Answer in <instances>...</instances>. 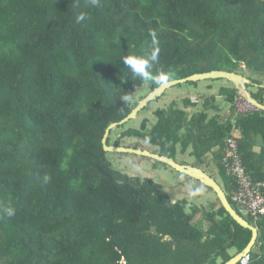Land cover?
Returning <instances> with one entry per match:
<instances>
[{"label": "trees", "instance_id": "1", "mask_svg": "<svg viewBox=\"0 0 264 264\" xmlns=\"http://www.w3.org/2000/svg\"><path fill=\"white\" fill-rule=\"evenodd\" d=\"M81 12L85 21L77 23ZM152 33L154 76L214 69L264 75V0H100L98 7L0 0V264H223L235 255L228 246L238 253L250 242L252 230L218 198L212 211L174 201L156 181L133 179L108 160L107 128L160 86L131 77L123 63L124 55L152 51ZM249 78V88L264 90ZM226 81L219 96L229 108L216 94L188 95L183 106L174 99L158 109L153 129L145 120L119 138L142 139L169 158L179 147L202 163L213 154L232 202L238 184L223 163L226 139L240 128L247 172L264 181V110L237 111L240 94ZM252 94L264 103L263 94ZM9 207L14 216L6 215ZM199 212L204 229L193 223ZM253 224L258 240L238 264H264V216Z\"/></svg>", "mask_w": 264, "mask_h": 264}, {"label": "rangeland", "instance_id": "2", "mask_svg": "<svg viewBox=\"0 0 264 264\" xmlns=\"http://www.w3.org/2000/svg\"><path fill=\"white\" fill-rule=\"evenodd\" d=\"M244 74H246L248 77L257 79L259 82H263L261 84H264V75L253 74L249 70H245ZM220 82L229 84L226 80H222ZM210 83H213L215 85L218 83V81H200L197 87L188 84L185 85L183 83L184 86L182 87L177 85L172 88H169V90L164 94L163 97L151 102L149 106H147L143 111H141L137 119L131 120L125 125H122L121 129H117L118 127L115 128V130L113 129L114 134L112 133L113 136H111L110 138L111 144L115 145L116 141L120 140V146L122 147H134L138 149L149 150L152 153H160V147H155L142 139H138L136 137L132 138L128 136H123L120 139L119 137L127 131L135 130V132H138L141 129L142 124L145 120L148 121L147 129H153L154 125L157 123V117L155 116V112L158 109H162L168 106L169 103L174 99H178V102H181L180 104L183 106L184 103L180 99L185 98L188 95L192 97H195V95L198 96V92L207 89V86ZM249 90L256 94L259 93L261 96L262 94L264 95V90H260L259 87L253 84L250 86ZM204 92H206V97L211 96L209 90H204ZM146 95H148L147 89L141 90L138 95L140 96L138 100L141 99L142 96ZM217 102L218 104L224 103L225 108L229 106L228 102L225 100L224 97L219 96L217 98ZM189 109L192 110L193 108ZM259 149L260 148L257 147V150ZM186 154H191V148H189L185 152L182 150V147H179L178 152L176 154V159L182 163L199 165L195 157ZM107 157L108 160L111 162L112 166L115 168V170L120 171L124 175H127L133 179H141L140 181L145 178H151L152 180L160 183L163 192L170 199L172 198V200L188 198L190 201V206H198L200 208H203L204 211H212L214 208L212 204L217 200V194L215 191L210 190L209 187H206L204 184L199 183L197 180L190 178L186 174H181L172 167L164 166L159 161L150 158L128 153L108 152ZM204 161L205 164H202L204 169L213 174L223 185V187H225L221 172L218 168L217 161L215 160L214 155H206L204 157ZM203 213H198L193 222L200 229H204L205 227V217ZM250 221L251 223H254L252 218H250ZM228 248V251L231 255L237 253V249L235 247L230 248V246H228ZM245 261H247V259Z\"/></svg>", "mask_w": 264, "mask_h": 264}, {"label": "water", "instance_id": "3", "mask_svg": "<svg viewBox=\"0 0 264 264\" xmlns=\"http://www.w3.org/2000/svg\"><path fill=\"white\" fill-rule=\"evenodd\" d=\"M223 78L231 82L237 89L241 96H243L247 101L251 102L256 110H264V103L259 101L249 90L248 84L252 83V80L244 73H240L237 71H229L223 69H214L211 71L198 72L191 74L184 78L171 80L170 83H164L162 86L160 85L154 91H152L147 97H145L140 103L133 109V111L122 121L111 124L105 133L103 139V145L105 151L108 152H116V153H128L139 155L141 157L150 158L161 163L166 164L168 167H172L177 170L181 174H186L190 178L196 179L206 187L212 188L213 191L216 192L217 198L226 209V211L234 218V220L245 228H249L252 230V237L247 246L235 254L231 259L224 262L223 264H238L242 261L248 254L251 252L253 247L255 246L258 237H259V228L256 224L251 223L246 218H244L234 207L230 199L228 198L227 192L223 185L218 181V179L204 169L201 166L195 164H187L178 161L176 158L166 157L161 155L160 153H152L149 150L138 149L134 147H122L116 145H108V138L113 129L125 125L131 120H135L138 118L141 111H143L149 104L159 98L163 97L164 94L174 86L178 84L187 83L190 81H204L209 79H217ZM264 87V84H262Z\"/></svg>", "mask_w": 264, "mask_h": 264}, {"label": "built area", "instance_id": "4", "mask_svg": "<svg viewBox=\"0 0 264 264\" xmlns=\"http://www.w3.org/2000/svg\"><path fill=\"white\" fill-rule=\"evenodd\" d=\"M236 106L239 112H249L255 109L254 105L241 95L237 98ZM239 138H241V130L234 126L231 135L226 139L223 158L227 173L235 178L238 184L232 193L231 200L242 216L258 221L264 216V181H253L247 172L239 151Z\"/></svg>", "mask_w": 264, "mask_h": 264}, {"label": "clouds", "instance_id": "5", "mask_svg": "<svg viewBox=\"0 0 264 264\" xmlns=\"http://www.w3.org/2000/svg\"><path fill=\"white\" fill-rule=\"evenodd\" d=\"M87 3L91 7H98L100 5V0H87ZM85 14L79 13L76 15V22L82 23L85 21ZM153 36L152 44L153 49L149 54L146 55H124L123 63L126 65V68L130 70L129 75L134 76L138 80H152L159 85H163L164 83L171 82V73L170 72H160L159 75H153L152 68L155 63L158 62L159 59V48L155 47L157 41L155 39V34H151ZM123 101H128L130 99L129 96H123L121 98ZM49 177H45V181H47ZM194 194V193H193ZM5 213L7 216H14L15 209L14 208H6ZM244 217V216H243Z\"/></svg>", "mask_w": 264, "mask_h": 264}, {"label": "crops", "instance_id": "6", "mask_svg": "<svg viewBox=\"0 0 264 264\" xmlns=\"http://www.w3.org/2000/svg\"><path fill=\"white\" fill-rule=\"evenodd\" d=\"M226 80V79H225ZM204 81H207V80H204ZM220 83V82H219ZM219 83H217V84H215L214 85V87L212 88V89H204V90H209L210 91V93H211V95L212 94H216L217 95V97H219V89H220V85H219ZM203 90V91H204ZM203 91H201V92H203ZM201 92H198V93H201ZM221 97V96H220ZM219 106L220 107H223V108H225L224 107V103L223 104H219ZM186 155H189V156H192L191 154H186ZM192 157H194V156H192ZM196 158V157H195ZM196 160H197V162H198V166H201V167H203V165L202 164H205V161L202 163V162H200L197 158H196ZM187 164H189V163H187ZM204 168V167H203ZM196 180V179H195ZM198 181V180H197ZM199 182V181H198ZM158 183V182H157ZM199 183H201V182H199ZM160 184V183H159ZM188 199V198H187ZM174 201H177L178 199H173ZM189 200V199H188ZM204 207V206H203ZM200 213V212H199Z\"/></svg>", "mask_w": 264, "mask_h": 264}]
</instances>
